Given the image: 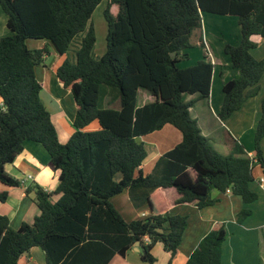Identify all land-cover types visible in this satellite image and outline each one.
I'll return each instance as SVG.
<instances>
[{
    "label": "trees",
    "instance_id": "trees-1",
    "mask_svg": "<svg viewBox=\"0 0 264 264\" xmlns=\"http://www.w3.org/2000/svg\"><path fill=\"white\" fill-rule=\"evenodd\" d=\"M100 1L0 0L9 29L0 38V184L19 185L5 165L22 151L25 140L41 144L49 155L48 166L59 170L52 193L34 186L39 214L32 222L12 229L0 215V264H19L20 256L34 246L43 250L46 264H108L136 241L141 259L153 263L151 250L157 242L174 255L187 220L186 215L168 214L160 189L176 191L174 204L198 208L217 201L213 189L222 194L228 189L247 205L258 198L251 185L255 164L264 173V93L253 133L254 155L227 132L223 138L228 152L221 153L190 116L194 101L185 100L192 94L209 97L214 64L206 53L194 64L180 62L187 58L184 50L192 47V33L202 26L203 12L238 17L240 41L223 47L238 75L223 83L217 113L221 120L229 117L260 88L264 60L255 59L250 49L256 46L255 36L264 38V0H108L102 12L105 51L95 57L90 17ZM111 4L118 7L115 14ZM78 37L74 60L63 59L55 69L75 108L74 131L61 143L40 98L42 84L35 69L50 52L48 44L60 57ZM28 39L45 42L29 48ZM101 85L118 90V107L99 105ZM140 89L152 101L139 105ZM93 121L97 129H87ZM165 125L179 130L181 140L144 174L139 166L148 153L139 137ZM124 190L134 208L148 207L146 216L123 218L110 198ZM6 195L0 190V201ZM52 195L58 197L53 200ZM250 214L249 207L242 208L236 222ZM225 238L223 224L211 228L185 264H221Z\"/></svg>",
    "mask_w": 264,
    "mask_h": 264
},
{
    "label": "crops",
    "instance_id": "crops-1",
    "mask_svg": "<svg viewBox=\"0 0 264 264\" xmlns=\"http://www.w3.org/2000/svg\"><path fill=\"white\" fill-rule=\"evenodd\" d=\"M107 1L108 0H102V2L99 3L98 7L104 2V6L101 8L100 12H103ZM117 10V5L111 4L110 11L115 14ZM100 16L103 17V14L101 13ZM222 16L228 18L226 21L229 23V27L235 32L234 41L236 42L224 40L221 36L222 39L218 37L220 41L219 44H216L210 30H205L202 26L192 33V47L184 50V52L187 53V58L182 60L181 63H186L184 66H188L204 58L203 56L206 53L205 47H202L200 44L203 41L211 47L212 51H209L207 57L213 62L214 68L211 77L209 97L207 99H198L196 95L192 94L186 95L185 100L194 101L189 107L190 116L196 119L201 132L207 136L211 142V139H213L212 144L214 141H217L216 145H221L224 136L219 130L220 128L227 127L229 129L227 132L243 145L244 150L249 156H253L254 145L252 135L260 114V100L264 93V83L260 84L259 91L254 97L248 98L237 111L233 112L229 117L225 118V120L223 119L226 121V126H221L220 124L218 129H214L213 126L215 124L213 118L219 120L216 114L222 102V85L225 81L238 75L237 69L231 66L228 55L223 52L225 43L237 44L240 41L241 35L238 17L235 15ZM6 20L7 16L0 5V38L9 34ZM91 24L94 28L93 22H91ZM237 32H239V35H237ZM254 39L256 41V46L252 49L256 50L260 47L264 49V38L255 36ZM28 40L35 41H29L31 42V46H29ZM28 40L26 44L29 48L39 47L45 42L40 39ZM79 40L80 37L77 38L76 42L78 43ZM78 47L79 44L77 46L75 43L73 50L76 51ZM202 49L204 50L203 52L201 51ZM104 51L101 52L99 56H101ZM260 53V51L255 53H252V51L250 52L255 59H264L256 57V55L258 56ZM48 54L53 55L54 61L52 64H47L44 61L46 59V54L42 65L37 66L35 72L37 79L42 84L40 98L50 113L59 141L64 143L74 131L72 123L75 114L74 100L70 91L62 88L55 74V69L62 62L64 55L60 57L55 56L54 49ZM93 54L95 57H99L98 54L94 52ZM74 57L75 56H73L72 60H74ZM152 99V96L147 91L142 89L139 90V105L150 102ZM97 127V122L93 121L88 125L87 129H97ZM139 140L144 143L148 153L147 159L139 166L145 174L149 172L153 161L158 156L172 148L181 140V134L175 127L165 125L159 130L140 136ZM260 148L264 157V137L260 142ZM48 161L49 155L41 144L25 140L23 142L22 151L15 157L13 162L5 165V170L16 179L26 174L33 175V179H28L24 186L18 185L8 187L0 184V190H5L7 193L6 199L0 201V215H4L8 218L9 225L12 229H17L23 222H32L34 217L39 214V209L34 201L35 185L41 187L47 193H52L55 190L58 184L59 170L51 169L48 166ZM258 165L260 166V164ZM262 173L261 166L260 170L255 168L253 174L254 181L251 187L257 192L258 198L248 205L242 201L240 196L234 195L230 191L222 194L216 189L211 191V196L217 198V201L212 205L198 208L189 203L174 204V199L177 197L176 191L173 188L160 189L168 206V214H181L187 217L186 227L182 233L181 242L174 255L165 251L162 243L157 242L151 250L152 255L155 257V261L153 263H148L143 261L140 257V243L138 246H135L134 242L132 247L123 255L114 254L110 258L108 264L115 260L116 256L122 260V264H185L200 239L211 228L220 224H223L226 231V238L221 246V264H264V176H262ZM118 175L115 177L117 180L120 178V175L119 177ZM257 177L258 181L256 179ZM259 183L263 184L262 188L259 187ZM57 197L58 195H52L53 200ZM110 201L126 220L144 217L149 213L147 206H142L137 209L132 206L127 190L112 196ZM244 207H249L251 209V214L247 216L243 222L237 223L236 215L238 211ZM143 240L144 243H146L148 238L144 237ZM18 262L19 264H46L44 252L38 246L31 247L28 253L22 254Z\"/></svg>",
    "mask_w": 264,
    "mask_h": 264
},
{
    "label": "rangeland",
    "instance_id": "rangeland-1",
    "mask_svg": "<svg viewBox=\"0 0 264 264\" xmlns=\"http://www.w3.org/2000/svg\"><path fill=\"white\" fill-rule=\"evenodd\" d=\"M101 2H102V0L100 1V3ZM98 5L94 8V10H93L94 12H92L90 18H91V22H93V24H94V34H95V42H94V46H93V52L95 54H98V56H99L101 54V52H103L104 49H105L106 24H105V20L103 19L104 17L100 16V14L102 13V12H100V10L104 6V2L99 7H98ZM202 14H203L202 15V17H203V19H202V27H204L205 30L206 29L210 30L211 34L214 36L216 44H219V42H220L218 40V37L221 38V39L223 37L224 40H232V42H234V43L236 42V41H234L235 40L234 39V33L235 32H234L233 29H231L229 27V23L226 21L228 19L227 17L222 16V15L211 14V13H208V12H204ZM237 35H239V32H237ZM231 38H233V39H231ZM76 40H77V38L74 39V41L70 45L69 49L64 54L63 59L68 58L69 60H72L73 56H75L74 55L75 51L73 50V47L75 46V43L78 46V44L80 42V40H79V42L77 43ZM29 41H35V40H28V42ZM234 43H232V44H234ZM29 44H30L29 46H31V42H29ZM30 48H32V47H30ZM47 49H48V51H51V52L53 51V48L49 44L47 45ZM201 51L203 52L204 50L202 49ZM251 51H252V53L260 51L261 53L258 54V56L256 55V57L257 58H259V57L260 58H264V49L262 47L257 48L256 50L255 49H251ZM44 61L47 64H52V62L54 61L53 60V55L52 54L51 55L47 54L46 55V59ZM180 65L184 66V65H186V63H181L180 62ZM263 83H264V73H263L262 79L260 81V84H263ZM100 95L103 96L104 100L110 101L109 103H105V101L103 99H101V101H99V105L100 106H111V107H118L119 106V93H118V90L115 87L107 86V85H101L100 86ZM213 119H214L213 121H215V124L213 125L214 129H218L220 124H221V126H226V124H225L226 121H224L225 119L222 120V121H220L221 119H219V117H218L219 120H217L215 118H213ZM228 130L229 129L227 127H225V128H220L219 131L224 136V133H226ZM227 133L229 134V132H227ZM211 140L213 142V139H211ZM222 140L223 141H222L221 145H216L217 141L216 142L214 141L213 145L215 144L216 146L214 145V147L217 150H219L221 153L225 154V153L228 152L227 151L228 147L225 144L224 138ZM252 141H253V135H252ZM253 144H254V141H253ZM255 168L260 170V166L258 165V163L255 164L253 169H252L253 174H254ZM116 175H118V174H116ZM262 176H264L263 173H262ZM118 177H119V175H118ZM256 179L258 181V177ZM260 188H262V187H260ZM110 264H122V260H120V258L116 256L115 260L111 261Z\"/></svg>",
    "mask_w": 264,
    "mask_h": 264
},
{
    "label": "built area",
    "instance_id": "built-area-1",
    "mask_svg": "<svg viewBox=\"0 0 264 264\" xmlns=\"http://www.w3.org/2000/svg\"><path fill=\"white\" fill-rule=\"evenodd\" d=\"M202 42H203V41H202ZM203 44H204V47H205V52H206V54L209 55V51H210L209 46H208L206 43H204V42H203ZM210 52H211V51H210ZM28 179H29V180H32V179H33V175H32V174H26V175L20 177V178L18 179V180H19V185L24 186V185L26 184V181H27ZM259 186H260V187H263V184H262V183H259ZM226 192H229V190L227 189Z\"/></svg>",
    "mask_w": 264,
    "mask_h": 264
},
{
    "label": "water",
    "instance_id": "water-1",
    "mask_svg": "<svg viewBox=\"0 0 264 264\" xmlns=\"http://www.w3.org/2000/svg\"><path fill=\"white\" fill-rule=\"evenodd\" d=\"M138 245H139V242H138V241H136V242H135V246H138Z\"/></svg>",
    "mask_w": 264,
    "mask_h": 264
}]
</instances>
